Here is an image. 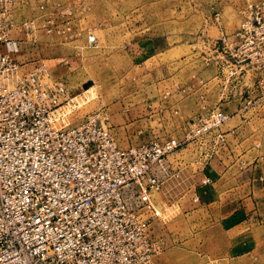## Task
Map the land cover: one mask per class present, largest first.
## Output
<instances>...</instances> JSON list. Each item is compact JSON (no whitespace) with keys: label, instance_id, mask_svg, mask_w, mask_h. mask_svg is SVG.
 Instances as JSON below:
<instances>
[{"label":"built area","instance_id":"1","mask_svg":"<svg viewBox=\"0 0 264 264\" xmlns=\"http://www.w3.org/2000/svg\"><path fill=\"white\" fill-rule=\"evenodd\" d=\"M13 7L0 0V264H153L161 251L150 223L164 184L161 162L208 138L211 156L226 142L221 126L231 114L202 100L182 137L127 147L103 108L76 125L58 124L69 92L48 81L45 64L25 70L17 60L12 32L34 22L18 24ZM210 45L223 89L241 97L237 113L258 106L264 117V0L248 2L239 27ZM247 73L257 75L251 87L243 84Z\"/></svg>","mask_w":264,"mask_h":264},{"label":"rangeland","instance_id":"2","mask_svg":"<svg viewBox=\"0 0 264 264\" xmlns=\"http://www.w3.org/2000/svg\"><path fill=\"white\" fill-rule=\"evenodd\" d=\"M260 1L13 0L15 21H33L34 26L12 33L25 70L45 64L48 81L65 84L69 101L55 113L58 124L76 125L103 108L116 141L127 147L152 138L182 137L189 120L181 116L185 112L194 118L202 104L194 95L192 108L188 102L174 105L178 120L172 124L169 114L161 117L172 104L158 99L199 75L213 89L216 85L208 80L212 69H205L202 50L210 41L231 35L244 19L247 3ZM90 34L96 45L88 43ZM153 45L161 48L154 50ZM211 101L209 106L213 96ZM206 142L190 143L161 162L163 189L154 194L150 214L152 236L161 251L153 264H249L250 259L236 261L223 250L234 234L225 229L218 233L215 220L208 218L210 209L194 199L200 167L222 146L210 156L204 153ZM208 250L216 255L209 259Z\"/></svg>","mask_w":264,"mask_h":264},{"label":"crops","instance_id":"3","mask_svg":"<svg viewBox=\"0 0 264 264\" xmlns=\"http://www.w3.org/2000/svg\"><path fill=\"white\" fill-rule=\"evenodd\" d=\"M227 34L224 33L225 36ZM213 41H210V44ZM210 46L208 44L204 47L202 58L207 65L205 69H212L208 80L216 86L211 89L207 85L208 82L206 83L207 79L200 80L199 75L190 80L186 86L176 87L174 92L158 99L162 102L170 101L172 104L169 106L170 112L165 111L161 117L163 120L169 114L170 120L167 121L174 124L175 120H178V110L173 111L174 105L188 102L192 108L189 101L195 96L200 105L204 100L208 107L218 106L231 114L228 124H224L226 143L200 167L194 199L197 198L196 201L210 209L208 218L215 220L218 233L225 229L227 233L234 234L226 241L227 244L225 242L223 249L225 252L232 254L236 261L248 258L249 264H264V248H262L264 245V117L258 106L250 107L245 113H237L241 97L236 89L230 91L223 89L219 71L211 61ZM152 48L159 50L161 47L153 45ZM256 76L247 73L244 77L245 85L251 87L257 79ZM189 86L192 90L186 89ZM199 87L204 92L200 98L197 95ZM183 95L186 96L185 99ZM178 96L182 97L178 100ZM212 96L215 102L209 106L210 102L212 103ZM186 115L184 112L181 119L190 121L192 118H187ZM257 139L260 140L259 145H256ZM205 177L211 180L210 184H202V179ZM215 255L208 250L209 259Z\"/></svg>","mask_w":264,"mask_h":264}]
</instances>
